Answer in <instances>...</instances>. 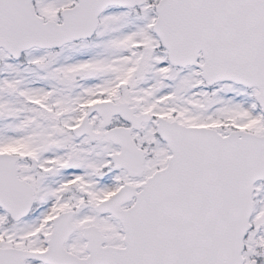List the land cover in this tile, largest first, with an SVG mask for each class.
I'll list each match as a JSON object with an SVG mask.
<instances>
[{
    "label": "snow or ice",
    "instance_id": "snow-or-ice-1",
    "mask_svg": "<svg viewBox=\"0 0 264 264\" xmlns=\"http://www.w3.org/2000/svg\"><path fill=\"white\" fill-rule=\"evenodd\" d=\"M0 264H264V0H0Z\"/></svg>",
    "mask_w": 264,
    "mask_h": 264
}]
</instances>
